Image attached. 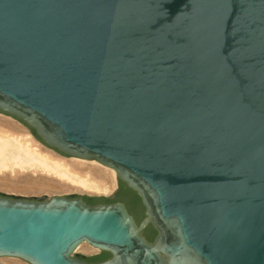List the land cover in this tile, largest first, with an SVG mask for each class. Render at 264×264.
I'll list each match as a JSON object with an SVG mask.
<instances>
[{"label":"water","instance_id":"obj_1","mask_svg":"<svg viewBox=\"0 0 264 264\" xmlns=\"http://www.w3.org/2000/svg\"><path fill=\"white\" fill-rule=\"evenodd\" d=\"M0 111L144 206L0 196V256L264 264V0H0Z\"/></svg>","mask_w":264,"mask_h":264},{"label":"bare ground","instance_id":"obj_2","mask_svg":"<svg viewBox=\"0 0 264 264\" xmlns=\"http://www.w3.org/2000/svg\"><path fill=\"white\" fill-rule=\"evenodd\" d=\"M0 186L32 195L51 193L53 188L109 193L116 182L113 169L95 160L63 157L35 140L20 122L0 114ZM0 261L22 264L17 259Z\"/></svg>","mask_w":264,"mask_h":264},{"label":"trees","instance_id":"obj_3","mask_svg":"<svg viewBox=\"0 0 264 264\" xmlns=\"http://www.w3.org/2000/svg\"><path fill=\"white\" fill-rule=\"evenodd\" d=\"M0 113H2L0 111ZM23 123L26 127H28L31 132L34 134V136L42 142V140L37 136L34 129L28 126L26 123ZM43 143V142H42ZM62 154V153H60ZM63 155V154H62ZM86 202L89 204H106V203H113L117 201L123 202L128 210L134 215L137 222H140V220L144 217V206L141 203V200L139 196L130 188L126 186V184L122 181H119V188L116 192V194L112 198H105V197H85ZM144 235L147 238L148 241H152L154 236L156 235V231L152 227L151 224H149L144 229ZM111 256V254L107 251H100V253L92 258H86L91 262H100L108 259Z\"/></svg>","mask_w":264,"mask_h":264},{"label":"rangeland","instance_id":"obj_4","mask_svg":"<svg viewBox=\"0 0 264 264\" xmlns=\"http://www.w3.org/2000/svg\"><path fill=\"white\" fill-rule=\"evenodd\" d=\"M0 114H3V113H0ZM3 115H6V114H3ZM8 116V115H7ZM10 117V116H9ZM57 153V152H56ZM59 154V153H58ZM61 155V154H59ZM63 157H67V156H64V155H61ZM69 158V157H67ZM85 161H89V160H85ZM101 165V164H100ZM103 166V165H102ZM115 182H116V186L115 188L109 192V193H89V192H80V191H62V192H59V191H55V188H53L54 192L52 191L51 193H48L45 197V199L47 198H50L51 195H54V194H60V195H70V194H79V195H83V196H90V197H96V196H103V197H108L110 195H112V193L117 189L118 185H117V181H116V178H115ZM100 253V251L91 246L90 244H88L87 242H82L73 252V255L75 256H82L84 258H92L96 255H98ZM6 259V260H14V259H17L18 261L22 262V264H30L28 263L27 261L25 260H22L20 258H17V257H9V256H0V259L3 260ZM13 258V259H11ZM2 262V263H1ZM0 264H7L3 261H0Z\"/></svg>","mask_w":264,"mask_h":264},{"label":"crops","instance_id":"obj_5","mask_svg":"<svg viewBox=\"0 0 264 264\" xmlns=\"http://www.w3.org/2000/svg\"><path fill=\"white\" fill-rule=\"evenodd\" d=\"M0 193H2V194H8V195H13V196H21V197H42V196H46L48 193H41V194H28V193H26V194H21L19 191H18V193H17V191H16V193H15V191H11V190H6V188H5V186L3 187V186H0ZM54 195H60V194H54ZM54 195H51V197L52 196H54ZM45 198V197H44ZM48 199V198H47Z\"/></svg>","mask_w":264,"mask_h":264},{"label":"flooded vegetation","instance_id":"obj_6","mask_svg":"<svg viewBox=\"0 0 264 264\" xmlns=\"http://www.w3.org/2000/svg\"><path fill=\"white\" fill-rule=\"evenodd\" d=\"M0 196H10V195H2V194H0ZM82 199H84L85 201H86V199H85V197H81ZM128 209V208H127ZM129 211V210H128ZM130 212V211H129ZM131 213V212H130ZM132 214V213H131ZM133 215V214H132ZM133 217H134V215H133ZM135 218V217H134ZM148 226V225H147ZM147 226H145L144 228H143V230H142V235L145 237V235H144V229L147 227ZM146 238V237H145ZM147 239V238H146ZM80 259H83V260H86V261H88V262H91V261H89L88 259H86V258H84V257H82V256H78Z\"/></svg>","mask_w":264,"mask_h":264}]
</instances>
